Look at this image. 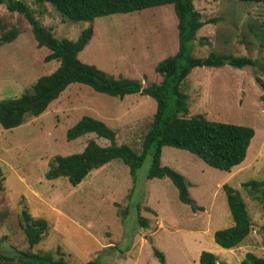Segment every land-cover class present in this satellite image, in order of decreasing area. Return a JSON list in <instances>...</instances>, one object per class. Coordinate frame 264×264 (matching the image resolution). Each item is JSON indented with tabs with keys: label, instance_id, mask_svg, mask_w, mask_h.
Returning a JSON list of instances; mask_svg holds the SVG:
<instances>
[{
	"label": "rangeland",
	"instance_id": "rangeland-1",
	"mask_svg": "<svg viewBox=\"0 0 264 264\" xmlns=\"http://www.w3.org/2000/svg\"><path fill=\"white\" fill-rule=\"evenodd\" d=\"M24 1L57 39L74 40L91 25L92 35L77 56L114 78L135 79L142 86L157 83L161 77L155 64L177 48L170 4L88 22L63 20L48 3L40 7ZM193 6L201 20L216 19L197 30V39L206 40L199 44L196 39L193 56L212 51L258 60L255 67H194L180 87L186 95V116L200 113L209 120L252 128L242 166L218 170L187 150L162 146L163 165L184 177L189 196L202 207L194 212L178 200L167 177L145 178L148 155L135 170L133 184L128 167L118 159L90 170L75 185L64 176L46 179L52 157L79 152L90 138L98 145L108 143L92 133L67 141L66 129L80 116L101 120L114 130L117 144L139 150L154 111L155 103L147 95L119 99L70 83L39 115L25 116L12 129L0 127V264H23L15 255L25 250L56 256L60 252L68 262L95 258L101 264H198L202 250L228 264H240L245 252L264 256V207L241 186L247 180H264V90L254 80L256 76L264 82V3L194 0ZM0 16L18 32L0 45L2 99L18 96L58 63L44 61L48 51L36 46L21 14L0 4ZM223 183L238 192L250 221L248 235L229 249L212 238L214 230L232 224ZM23 209L47 224L44 236L31 248L19 225ZM139 217L146 220L145 226L138 223ZM152 247L163 253V263L153 256Z\"/></svg>",
	"mask_w": 264,
	"mask_h": 264
},
{
	"label": "trees",
	"instance_id": "trees-1",
	"mask_svg": "<svg viewBox=\"0 0 264 264\" xmlns=\"http://www.w3.org/2000/svg\"><path fill=\"white\" fill-rule=\"evenodd\" d=\"M34 5L43 6L48 3L64 20L92 21L99 16L117 13H132L144 8L170 4L176 18L175 29L177 38L176 51L162 58L154 66V71L161 77L157 83L142 86L135 79L117 77L107 74L93 64L82 62L78 53L88 43L92 35L89 25L78 33L74 40L54 37L50 27L42 24L34 15L33 9L24 0H0L7 11L21 14L30 25V33L37 47L44 46L47 54L44 61H57L56 68L48 74L38 76L35 81L18 96L0 99V127L12 129L20 125L25 116H37L46 106L70 83L88 86L95 92L121 99L127 94L138 93L147 95L154 103V111L148 127L142 135L139 150L126 144L115 142V132L104 122L91 116L82 115L65 131L67 141L84 134L92 133L95 138H102L108 143L98 145L93 138L86 141L79 152L64 156L56 155L48 162L44 173L46 179L64 176L69 184L75 185L92 169L98 168L112 159H118L128 167L131 182L134 173L148 155V166L145 178L167 177L175 187L177 198L189 206L191 211L202 210L201 206L189 196L188 183L173 168L160 163L162 146H171L197 156L206 165L229 172L239 164L253 135L251 127L207 119L197 113L186 116V95L181 91V83L194 67H219L227 64L233 68L243 66L255 67V58L230 54L208 52L204 57L192 54L197 36L196 32L207 23L216 19L201 20L200 14L194 9V0H32ZM243 2H263L264 0H237ZM17 30L0 16V45L12 41ZM204 40V41H203ZM206 38H198L204 44ZM255 82L264 90V82L254 77ZM2 175L0 171V189ZM241 186L264 207V180H247ZM132 188V187H131ZM232 224L216 229L212 233L213 241L220 247L229 249L237 246L249 233L250 221L245 203L236 190L226 183L221 185ZM138 208V205H137ZM126 210V207H125ZM126 212V211H125ZM138 223L146 225L144 218ZM19 225L31 248L37 244L47 230L43 218L32 217L25 209L21 210ZM15 257L23 264H101L95 258L84 262H68L59 252L17 251ZM152 254L159 263L164 262L161 251L152 247ZM198 264H228L219 260L210 251L202 250L197 257ZM240 264H264V256L245 252Z\"/></svg>",
	"mask_w": 264,
	"mask_h": 264
},
{
	"label": "crops",
	"instance_id": "crops-1",
	"mask_svg": "<svg viewBox=\"0 0 264 264\" xmlns=\"http://www.w3.org/2000/svg\"><path fill=\"white\" fill-rule=\"evenodd\" d=\"M161 152H162V150H161ZM160 163L163 164V162L161 161V156H160ZM241 166H242V162H240L239 164L233 166V167L230 169V171H232L233 169H234V170H238L239 167H241Z\"/></svg>",
	"mask_w": 264,
	"mask_h": 264
}]
</instances>
